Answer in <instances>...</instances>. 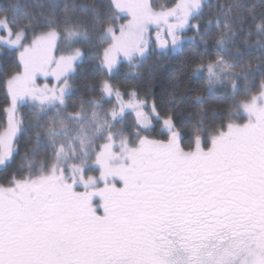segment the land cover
Masks as SVG:
<instances>
[{"label":"snow or ice","instance_id":"1","mask_svg":"<svg viewBox=\"0 0 264 264\" xmlns=\"http://www.w3.org/2000/svg\"><path fill=\"white\" fill-rule=\"evenodd\" d=\"M44 7L51 11L32 10ZM55 7L0 6V45L18 53V70L4 81L11 103L0 165L17 154L20 106H31L36 129L30 155L0 184V264H264V79L254 91L252 65L220 54L235 48L242 55L238 36L264 50V13L256 23L254 9L245 16L230 0L202 25L204 0L159 8L150 0H108L92 10L89 27L67 5L62 17ZM249 22L255 31L245 34ZM202 26L205 35L215 29L214 58ZM185 29L205 48L193 73L204 74L206 90L220 87L229 98L225 108L211 109V120L201 94L185 124L175 87L161 117L155 99L122 93L104 78L93 86L99 96L69 107L83 56L76 44L98 42L99 70L110 77L122 61L135 72L153 44L176 49ZM61 40L67 54L56 55Z\"/></svg>","mask_w":264,"mask_h":264},{"label":"trees","instance_id":"2","mask_svg":"<svg viewBox=\"0 0 264 264\" xmlns=\"http://www.w3.org/2000/svg\"><path fill=\"white\" fill-rule=\"evenodd\" d=\"M154 7H158L162 0H151ZM17 2V0H0V6L8 5L9 3ZM22 5H35L43 4L45 6L55 3V13L57 17H62L64 13L65 5L68 6L69 12L73 13L74 18L83 19L88 22V26L91 27V12L92 10L102 9V5L108 3V0H18ZM230 0H207L203 9V15L206 16L204 23H207L209 13L215 11L219 5L227 4ZM236 2L242 4L243 14L248 15L249 9H254V13L257 17L256 23L260 22V15L264 13V0H236ZM35 12L51 11L50 8H33ZM205 13V14H204ZM192 31V29H189ZM248 31H255L254 24L249 22L244 25V33ZM200 36H204L209 40L208 45V58H214L217 53L214 51V44L212 38L215 36V29L213 28L210 33L205 35V28L202 26L200 29ZM193 37L184 40L182 46L176 49L171 47L168 49H158L155 44L152 45L153 51L143 60L136 69L135 72L129 73L127 69L128 64L122 63L120 68L116 70L111 76L107 73H101L99 70V59L95 54V47L97 44H89L88 42L81 41L77 45L82 48L83 59L77 66L75 72L72 75L70 84L73 86V94L71 96L69 107L73 104H78L81 98L89 99L92 96H99V89L93 90V86L99 82L101 78L110 79L111 82L123 93L136 90L140 95L147 94L149 104L155 99L161 112V117L166 115L167 109L164 108L163 102L169 98V94L173 92L175 87L176 93L184 100V103L180 106L181 111L178 112V122L185 124H191V120L188 119V114L193 112L199 107L198 104H193L192 99L195 95L201 94L205 97V107L209 109V120L211 117V109H223L229 103L228 96L223 90L212 89L206 90L204 75L193 73L192 67L194 61L198 55H202L205 52L204 46H200ZM240 37V36H238ZM254 39V37H253ZM62 41V40H61ZM60 41V42H61ZM243 54L237 55L235 50L229 52H221L230 61L234 60L241 66L252 65V84L255 91L259 82L256 83L257 71L264 72V50L254 46H246L242 49ZM18 53L14 49H4L0 55V124L5 123L6 109L10 103V96L7 94V88L4 83L6 77L11 73L17 71V59ZM243 89V87H242ZM241 89V90H242ZM23 115V114H22ZM24 122L22 123V131L20 132L16 140L17 154L11 161L3 168L0 169V184H4L13 173L17 172L15 162L20 157H24L29 153V148L24 149L23 145L27 139L35 141V132L33 127L26 123L24 115L22 116ZM237 122L243 123V118ZM155 123L157 137L161 131V125ZM26 148V146H25ZM13 160V161H12ZM5 173V178L1 175ZM5 179V180H3Z\"/></svg>","mask_w":264,"mask_h":264},{"label":"rangeland","instance_id":"3","mask_svg":"<svg viewBox=\"0 0 264 264\" xmlns=\"http://www.w3.org/2000/svg\"><path fill=\"white\" fill-rule=\"evenodd\" d=\"M150 2L152 3V1L150 0ZM175 2V0H162L160 3H159V5H158V7H156V8H159V6L160 5H166V6H170L171 4H173ZM207 3V0H204V4H206ZM205 14V13H204ZM206 15V14H205ZM205 15H203L202 16V20H201V23H204V21H205V18H206V16ZM121 23L122 22H124V21H120ZM193 23H197V21H193ZM197 35V33L195 32V30H192V31H189V29H185V31H184V33H183V36H184V39H183V41H182V43L184 42V40L185 39H187V38H190L191 39V37H195ZM0 36H6V33L3 31V30H0ZM154 37H155V33L153 32V39H154ZM241 40H242V36H240V37H238L237 38V41H236V45L238 46V47H240V49H242L243 47H246L242 42H241ZM197 42H198V44L200 45V46H204L203 44H201L200 43V37H197ZM181 43V44H182ZM156 45V44H155ZM59 47H60V49H61V51H58L57 53H56V55H60V54H67V52L66 51H63L64 49H65V47H66V45H65V43H64V41L62 40L60 43H59ZM75 47H79L77 44L75 45ZM156 47H157V45H156ZM11 49V48H9L8 46H6V45H0V55H1V53L3 52V50L4 49ZM80 49H81V51H82V48L81 47H79ZM158 48V47H157ZM159 49V48H158ZM235 50V48H232V51H234ZM82 53H83V51H82ZM82 59H83V56H82V58L80 59V60H78L77 61V63H76V65H75V70H76V68H77V66L81 63V61H82ZM122 63H126V64H128L126 61H122L121 63H120V65H119V67L118 68H120V66L122 65ZM129 66V65H128ZM127 71L129 72V73H133V71H131L130 70V68H128L127 69ZM262 71V70H261ZM261 71H257V79H256V83H258V81H260L261 79H264V72H261ZM75 72V71H74ZM115 72V71H114ZM113 72V73H114ZM112 73V74H113ZM202 75H204V74H202ZM38 83L39 84H41V85H43L44 83H49L50 84V86H52V85H55V80L54 79H52V78H49V80H44L43 78H40L39 80H38ZM243 80H240L239 81V84H240V86H241V89H242V87H243ZM253 87H256V85L255 86H253ZM215 89H219V90H223L224 91V89H222V88H220V87H216ZM123 93V92H122ZM141 97H144V95H142ZM148 99V98H147ZM148 102H149V99H148ZM10 103H11V97H10ZM10 103H9V105H8V107L10 106ZM7 107V108H8ZM105 107H109V105H105ZM31 112H32V109H31V106L30 105H26V106H20L19 107V110H18V113H17V116H18V118L22 121V123L24 122V119H23V115H24V118L26 119V123L27 124H29V121L30 120H32V115H31ZM23 114V115H22ZM60 118H62V117H59V118H57V119H60ZM127 119H128V121L129 122H131V120H132V116L131 115H129L128 117H127ZM6 122H7V112H6V120H5V123H1L0 124V130H2V127L6 124ZM44 123H45V126H47V121H44ZM69 123H71V122H69ZM29 126H30V124H29ZM32 129H34V128H32ZM22 131V126H21V130L17 133V137H16V140H17V138H18V136H19V134H20V132ZM36 131V129H34V132ZM36 141V140H35ZM17 143V142H16ZM35 144H36V142L34 143V142H32V140L31 139H27L26 140V143L23 145V147H24V149H27V148H29V153H27V154H29L30 155V153H31V149L35 146ZM15 146H16V144H15ZM25 146H26V148H25ZM25 157V156H24ZM24 157H20L19 159H17V161L15 162V167H16V171H18V169H19V167H20V164H21V162L23 161V159H24ZM11 161V159L9 160V161H7L5 164H3V165H0V169H3L9 162ZM13 161V160H12ZM89 174H91V175H98V173H96V172H90ZM5 176H6V174L5 173H3L2 175H1V177L2 178H5ZM11 177V176H10ZM9 177V178H10ZM8 179V178H7ZM3 180H5V179H3Z\"/></svg>","mask_w":264,"mask_h":264},{"label":"flooded vegetation","instance_id":"4","mask_svg":"<svg viewBox=\"0 0 264 264\" xmlns=\"http://www.w3.org/2000/svg\"><path fill=\"white\" fill-rule=\"evenodd\" d=\"M183 43H184V42H183ZM183 43H182V44H183ZM182 44H181L180 46H182ZM180 46H179V47H180ZM179 47H177V48H179Z\"/></svg>","mask_w":264,"mask_h":264}]
</instances>
